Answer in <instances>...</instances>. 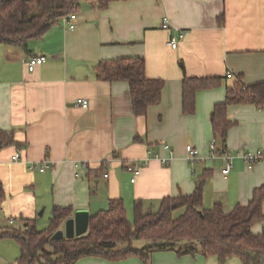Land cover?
Instances as JSON below:
<instances>
[{"label": "crops", "instance_id": "0c3cea01", "mask_svg": "<svg viewBox=\"0 0 264 264\" xmlns=\"http://www.w3.org/2000/svg\"><path fill=\"white\" fill-rule=\"evenodd\" d=\"M75 15L73 30L62 18L25 48L0 43V132L10 137L0 139L11 141L0 149V234L26 221L36 225L40 210L53 207H70L71 216L86 212L91 218L107 210L110 201L121 200L127 218L136 203L144 213L152 212L166 198L191 195L198 180L202 208L220 204L229 212L246 206L264 187V162L247 169L235 159L224 177V162L210 158V114L225 101L234 79L245 86L264 82V0H128L112 2L104 11L83 3ZM164 18L167 30L161 27ZM175 31L186 35L172 49L168 43ZM35 56L45 62L29 72L26 61ZM125 58H142L146 78L164 82L160 103L144 117L134 116L125 82L96 77L99 63ZM185 77L220 80L196 93L191 115L182 113ZM79 99L88 101L86 109L75 106ZM263 114L255 105H229L226 150L235 154L264 147ZM163 146L171 151L167 165L154 158L170 157ZM186 146L198 152V162H186ZM44 160L49 162L45 172L28 170ZM145 160L130 183L124 164ZM77 163L87 166L76 169ZM263 227L264 221L252 234ZM19 260L17 242L0 237V264ZM75 264L145 263L130 256L118 261L90 257ZM148 264L219 263L199 254L159 252ZM227 264L240 263L234 258Z\"/></svg>", "mask_w": 264, "mask_h": 264}, {"label": "trees", "instance_id": "16d2710c", "mask_svg": "<svg viewBox=\"0 0 264 264\" xmlns=\"http://www.w3.org/2000/svg\"><path fill=\"white\" fill-rule=\"evenodd\" d=\"M128 0H0V43L26 47L29 40L39 39L58 20L76 14L83 3L104 11L109 4ZM222 18L220 19L221 22ZM98 80L125 82L129 88L134 116L144 117L148 108L160 103L164 82L149 80L142 58L115 59L99 63ZM217 78L182 80L181 106L184 115L194 112L195 95L218 86ZM229 105H264V82L245 86L234 79L226 88L223 103L211 111L210 124L216 149H225L226 135L232 123L227 117ZM0 137L10 139L0 132ZM11 141L0 139V149ZM201 181L189 196L166 198L156 212L133 207L130 222L121 200H112L105 211L89 218L87 232L71 240L50 241L51 235L72 215L70 207H53L47 229L39 231L35 221H26L20 229L6 228L0 237L13 238L20 250L18 264H75L84 258L118 261L133 256L148 264L152 254L174 252L178 257H214L219 264L235 258L240 264H264V227L258 235L251 229L264 221L262 204L264 187L256 189L246 206L225 212L222 205L204 209L201 204ZM4 193L0 187V206ZM133 240H142L140 248Z\"/></svg>", "mask_w": 264, "mask_h": 264}, {"label": "built area", "instance_id": "2783aa9c", "mask_svg": "<svg viewBox=\"0 0 264 264\" xmlns=\"http://www.w3.org/2000/svg\"><path fill=\"white\" fill-rule=\"evenodd\" d=\"M76 15L71 14L66 19H64L65 24L68 26L69 30H73L75 25ZM163 30H167L169 28L168 20L166 18L163 19L162 25ZM186 35V32L183 31H175L174 35L171 36L170 41L168 45L172 49H176L178 42L184 38ZM45 62V58L43 56H35V57H29L26 61V66L29 72H33L35 67L43 64ZM227 79L233 78L232 73L226 74ZM75 106L81 107L83 109H86L88 107V101L79 99L76 101ZM261 111L264 113V105L260 107ZM163 150L168 151L170 154L169 158H163L160 155H155L154 158L158 160L162 165H167L171 160V151L168 146H163ZM185 154H186V162L188 163H194L198 162L200 160V157L198 155V152L192 148L191 146H186L185 148ZM210 158L211 159H221L224 162V167L221 170V174L224 177H227L231 169L233 168V163L235 159H240L245 167L247 169H251L254 165L264 162V147H261L259 149H256L255 151H246V152H238L235 154H232L230 151L225 149H216L214 145V141H212L210 145ZM13 161H18V156H14L12 158ZM49 162L44 160L40 163L30 164L28 167L29 171H39L40 173L45 172V170L48 168ZM147 165V161H129L124 164L123 168L124 171L131 175L130 183H134L136 177L140 173V169ZM86 163H77L75 164V168L78 169L80 167H86ZM75 177L77 178L78 175L75 174ZM103 178H107V175L104 174ZM10 264V263H9ZM18 264V263H16Z\"/></svg>", "mask_w": 264, "mask_h": 264}, {"label": "water", "instance_id": "95a60500", "mask_svg": "<svg viewBox=\"0 0 264 264\" xmlns=\"http://www.w3.org/2000/svg\"><path fill=\"white\" fill-rule=\"evenodd\" d=\"M73 61H68L71 70ZM89 218L86 212H76L73 216L64 221L61 229L54 232L50 241L71 240L84 235L88 229Z\"/></svg>", "mask_w": 264, "mask_h": 264}, {"label": "rangeland", "instance_id": "374dc122", "mask_svg": "<svg viewBox=\"0 0 264 264\" xmlns=\"http://www.w3.org/2000/svg\"><path fill=\"white\" fill-rule=\"evenodd\" d=\"M264 115V114H263ZM157 210H152V212H156ZM41 215H38L37 218V223H36V228L39 231L45 230L47 229L48 225H49V220H50V216H51V210H47L45 213H41V210L39 212ZM128 220L131 222L132 221V215H128ZM63 226V224L60 226L59 229H61ZM145 244L144 241L142 240H133L132 241V245L135 248H140ZM234 259V258H233ZM16 261L11 262L10 264H15Z\"/></svg>", "mask_w": 264, "mask_h": 264}]
</instances>
